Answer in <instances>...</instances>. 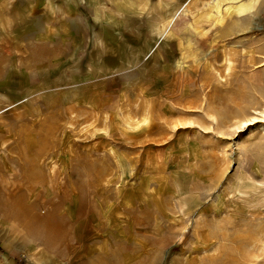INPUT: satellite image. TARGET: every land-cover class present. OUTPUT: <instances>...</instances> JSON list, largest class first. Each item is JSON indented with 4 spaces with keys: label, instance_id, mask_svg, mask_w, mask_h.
I'll return each instance as SVG.
<instances>
[{
    "label": "rangeland",
    "instance_id": "374dc122",
    "mask_svg": "<svg viewBox=\"0 0 264 264\" xmlns=\"http://www.w3.org/2000/svg\"><path fill=\"white\" fill-rule=\"evenodd\" d=\"M212 1L0 0V189L20 181L52 224L81 211L99 250L77 261L264 264V119L237 127L264 104V0L190 44L159 40L179 8L194 26ZM60 246L0 216V264H63Z\"/></svg>",
    "mask_w": 264,
    "mask_h": 264
},
{
    "label": "bare ground",
    "instance_id": "6f19581e",
    "mask_svg": "<svg viewBox=\"0 0 264 264\" xmlns=\"http://www.w3.org/2000/svg\"><path fill=\"white\" fill-rule=\"evenodd\" d=\"M260 2L261 0H213L211 4L205 5V7H211V11L202 14L192 23V25L197 26L198 28L191 26V23L189 21L190 10L187 7L188 5L184 7L182 6L181 8H179L177 13H173L167 19L168 21L165 23V29L159 34V40L164 39L170 31H172L173 33L181 32V34H184L189 39L188 43L190 44L192 43V38L195 35L199 38L202 37V34L197 35L199 33L197 31L202 27V24L207 23L211 26V28L214 29L218 27L220 29L224 28L229 20L236 21L237 23L242 24L246 18L253 17ZM261 66H264V62ZM0 72L3 76L5 75V72L1 70ZM252 76L253 80L257 81L260 75L253 74ZM12 77L13 74H10L8 78ZM0 80L2 79L0 78ZM222 80L224 79L222 78ZM4 84H6V82L0 81V85ZM87 88H90L89 85H87ZM81 89H83L82 92H84L86 87L81 86ZM33 91L35 92V90L32 89L31 92ZM77 91L78 92H76L75 97L79 96L78 98H83L84 94L81 95V91L79 88H77ZM32 96H34L33 101L37 103L38 97L36 96V92ZM91 101V103H93L94 99H91ZM97 102L101 104L105 103L101 102V100H97ZM76 106L81 107L80 105ZM34 109L37 113L41 111L39 105H37ZM262 118L264 119V104L261 106L260 110L254 108L252 116H246L244 119L240 120V122H238L237 124V127L239 129L247 128L251 125H254L255 123H258ZM138 125H141V122H139ZM261 132L264 133V126L261 127ZM11 175L13 177H19L21 173L17 171L16 173H12ZM19 183L20 181L12 183V187H10L11 189H0V216L15 218L17 221L24 220V227L27 230L29 236L37 239L42 245H45L48 248V250L43 249L44 253L46 251L55 250L56 247L60 244L61 246L58 250L57 255L58 260H60L61 263L83 264V260H77L84 256V252H95L96 250H99L95 246H91V237L93 235L96 236V232L92 227L87 228L86 225L81 221V211L73 213L72 207H68L67 213L62 214V216L59 217L60 219H57V222L52 224L48 220L42 219L37 215V204L27 206L24 203V198L22 195H20L21 188L20 186H18ZM68 198L69 197L67 195L62 196L59 203L61 204L62 202H65ZM11 199H14V205L9 204ZM70 199H72L71 196ZM95 220L96 217L92 215L88 220V222H90V226H92ZM103 230L104 228H102V231ZM81 231H83L84 233L87 231V235L84 237ZM108 233H111V235H106V245L107 243L111 244L115 242L114 239H116L115 233L112 232V230ZM102 237L105 236L99 234L97 235V239L99 240ZM93 239H96V237H93ZM260 243L261 242H259L258 244L260 245ZM259 245L257 248H260ZM101 257L103 261L100 264H119L120 258L118 256H115L113 251L105 254L103 253ZM124 259V264H126L129 258L124 257ZM93 264L98 263L95 262Z\"/></svg>",
    "mask_w": 264,
    "mask_h": 264
},
{
    "label": "crops",
    "instance_id": "0c3cea01",
    "mask_svg": "<svg viewBox=\"0 0 264 264\" xmlns=\"http://www.w3.org/2000/svg\"><path fill=\"white\" fill-rule=\"evenodd\" d=\"M122 48V46L120 47V49ZM118 58H121V53H120V55H118ZM104 59H105V65L107 64V60L109 59V57L107 58V60H106V56H104ZM111 59H109V61H110ZM111 63H113V62H110V64ZM115 64H116V61L114 62Z\"/></svg>",
    "mask_w": 264,
    "mask_h": 264
},
{
    "label": "trees",
    "instance_id": "16d2710c",
    "mask_svg": "<svg viewBox=\"0 0 264 264\" xmlns=\"http://www.w3.org/2000/svg\"><path fill=\"white\" fill-rule=\"evenodd\" d=\"M0 252H3L1 248H0Z\"/></svg>",
    "mask_w": 264,
    "mask_h": 264
}]
</instances>
